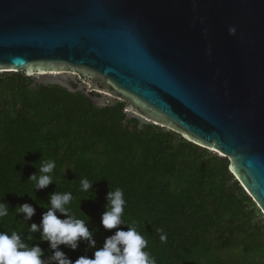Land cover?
I'll list each match as a JSON object with an SVG mask.
<instances>
[{
	"label": "water",
	"instance_id": "obj_1",
	"mask_svg": "<svg viewBox=\"0 0 264 264\" xmlns=\"http://www.w3.org/2000/svg\"><path fill=\"white\" fill-rule=\"evenodd\" d=\"M0 73L219 154L264 215V0H0Z\"/></svg>",
	"mask_w": 264,
	"mask_h": 264
},
{
	"label": "trees",
	"instance_id": "obj_2",
	"mask_svg": "<svg viewBox=\"0 0 264 264\" xmlns=\"http://www.w3.org/2000/svg\"><path fill=\"white\" fill-rule=\"evenodd\" d=\"M31 84L24 73H0V203L9 212L0 232L38 246L44 264H57L55 251L72 264L92 258L117 230L104 229L101 217L107 193L120 188L126 205L119 229L135 226L156 264H264V220L227 159L157 126L139 128L134 119L124 125L122 102L96 108L81 93ZM47 160L56 163L52 183L37 189L30 177ZM85 178L92 182L88 192L80 191ZM63 192L72 193L67 207L86 218L95 247L79 240L75 249H52L39 230L30 231L50 196ZM24 204L33 207L31 218L17 213Z\"/></svg>",
	"mask_w": 264,
	"mask_h": 264
},
{
	"label": "clouds",
	"instance_id": "obj_3",
	"mask_svg": "<svg viewBox=\"0 0 264 264\" xmlns=\"http://www.w3.org/2000/svg\"><path fill=\"white\" fill-rule=\"evenodd\" d=\"M234 33L235 29H230ZM56 168L53 160L44 161L40 168V175H32L30 179L35 182L37 189H43L52 183L50 175ZM92 182L88 179L80 181V191L88 192ZM107 209L102 214L101 224L106 230L117 229L114 234L106 238L103 247L97 249L92 258L81 257L75 264H156V260L150 252L146 251L148 241L144 235L137 230L135 226H129L126 231L120 230L119 226L124 223L122 219L126 200L124 192L116 188L107 193ZM73 201L71 192L54 193L50 196V205L41 218L39 226L32 224L31 232L40 231L41 237L47 241L52 249L59 245H68L75 249L79 240H87L92 247H95V241L91 239L86 218L77 217L67 207ZM59 212L66 216L60 219L56 215ZM17 213L24 214L25 218H31L34 215V209L28 204H24L17 209ZM9 215L8 206L0 203V219ZM159 237L162 243L167 241L166 234L162 229ZM42 250L37 247H29L21 241L17 232L9 235L7 232H0V264H44L41 259ZM53 259L57 264H72L64 257L60 251L54 252Z\"/></svg>",
	"mask_w": 264,
	"mask_h": 264
},
{
	"label": "rangeland",
	"instance_id": "obj_4",
	"mask_svg": "<svg viewBox=\"0 0 264 264\" xmlns=\"http://www.w3.org/2000/svg\"><path fill=\"white\" fill-rule=\"evenodd\" d=\"M160 129H162V130H167L166 128H161V127H159ZM208 151V150H207ZM208 152H210V153H212V154H216L217 156H220L219 154H217V153H213V152H211V151H208ZM221 157V156H220ZM234 180H236V178H234ZM239 184V183H238ZM239 186H240V184H239ZM241 187V186H240ZM242 188V187H241ZM242 190H243V188H242ZM244 191V190H243ZM245 192V191H244ZM245 194L247 195V193L245 192ZM256 207V206H255ZM257 208V207H256ZM258 209V208H257ZM259 211V210H258ZM260 221H262V220H264V215L261 213V211H259V218H258Z\"/></svg>",
	"mask_w": 264,
	"mask_h": 264
}]
</instances>
